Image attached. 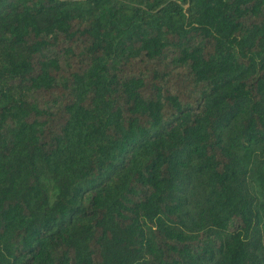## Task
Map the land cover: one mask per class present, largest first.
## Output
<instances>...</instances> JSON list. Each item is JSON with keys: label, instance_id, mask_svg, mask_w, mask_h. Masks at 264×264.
<instances>
[{"label": "trees", "instance_id": "1", "mask_svg": "<svg viewBox=\"0 0 264 264\" xmlns=\"http://www.w3.org/2000/svg\"><path fill=\"white\" fill-rule=\"evenodd\" d=\"M0 264H264V0H0Z\"/></svg>", "mask_w": 264, "mask_h": 264}]
</instances>
